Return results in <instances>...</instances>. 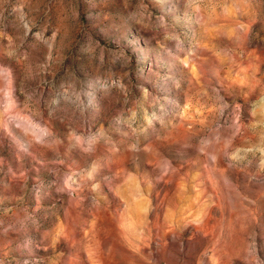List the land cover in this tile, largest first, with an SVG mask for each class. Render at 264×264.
<instances>
[{
    "label": "rangeland",
    "instance_id": "1",
    "mask_svg": "<svg viewBox=\"0 0 264 264\" xmlns=\"http://www.w3.org/2000/svg\"><path fill=\"white\" fill-rule=\"evenodd\" d=\"M0 264H264V0H0Z\"/></svg>",
    "mask_w": 264,
    "mask_h": 264
}]
</instances>
